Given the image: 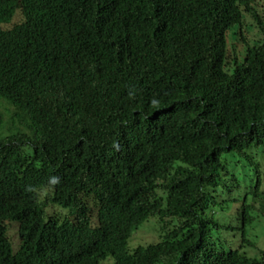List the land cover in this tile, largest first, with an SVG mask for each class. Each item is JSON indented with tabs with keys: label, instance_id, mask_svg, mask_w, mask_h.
I'll return each instance as SVG.
<instances>
[{
	"label": "trees",
	"instance_id": "1",
	"mask_svg": "<svg viewBox=\"0 0 264 264\" xmlns=\"http://www.w3.org/2000/svg\"><path fill=\"white\" fill-rule=\"evenodd\" d=\"M246 13L264 33L253 0H0V102L24 127L4 134L0 111V264H264L219 234L252 245L264 211V36L246 40ZM226 200L234 223L213 212ZM156 214L162 239L130 250Z\"/></svg>",
	"mask_w": 264,
	"mask_h": 264
},
{
	"label": "rangeland",
	"instance_id": "2",
	"mask_svg": "<svg viewBox=\"0 0 264 264\" xmlns=\"http://www.w3.org/2000/svg\"><path fill=\"white\" fill-rule=\"evenodd\" d=\"M254 7L256 8L257 12L261 19H264V0H253ZM22 20L21 14H17L14 16L11 23L19 22ZM8 24H2V27H8ZM243 35L247 41L253 42L258 39H262L264 33L262 31L260 23L249 13L245 14V20L243 25ZM229 49L232 50V45L240 50L242 49L243 42L241 38L238 40H233L229 37ZM15 107L9 104L7 101L2 100L0 102V111L4 116V126H3V133L9 134L10 132L15 131L16 129H24V127L17 121L14 117L15 115ZM256 160L260 165H262V174L264 177V153H259L256 157ZM241 164V162H238ZM239 170L242 171L241 166H239ZM233 192H236L235 190ZM223 193H221L220 200L223 198ZM257 201L256 203H254ZM250 199V204L254 206V210L252 211V215L255 217L253 222L248 226V239H250L253 244L247 245L243 243V236L241 235L240 231L236 228H229L223 230L222 232L219 231L221 236V241L225 249H238L241 252L247 253L249 256H258L260 251H264V211H261V199ZM248 202V203H249ZM240 205L233 203L231 200L221 201L216 206H212L214 209L213 212L215 213V217L222 223L226 221L235 222V213ZM55 208H50L49 211L52 213ZM211 210V209H209ZM55 211H63L64 213H69L68 209L65 208H57ZM96 220V219H95ZM163 220L160 214H156L151 216L147 221H145L142 225L136 229L129 239L128 246L129 249L132 250L139 245H146L149 243H156L162 239V230ZM8 234L13 242V249L16 251L19 249L22 241L20 235L18 234V223L17 222H9L8 223ZM113 261L112 257H109L107 260L103 261L101 264H109Z\"/></svg>",
	"mask_w": 264,
	"mask_h": 264
}]
</instances>
